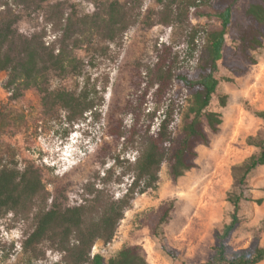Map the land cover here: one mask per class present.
Wrapping results in <instances>:
<instances>
[{
  "label": "rangeland",
  "instance_id": "rangeland-1",
  "mask_svg": "<svg viewBox=\"0 0 264 264\" xmlns=\"http://www.w3.org/2000/svg\"><path fill=\"white\" fill-rule=\"evenodd\" d=\"M252 1L238 0L234 5L219 60L220 83L207 108L222 113L219 131L214 133L203 118L211 141L197 146L196 166L185 175L174 179L169 161L162 164L157 186L135 196L114 239L96 243L95 252L107 260L131 245L142 246L150 264H204L213 253L217 234L233 212L228 200L235 182L233 167L257 151L248 137L264 130V120L256 114L264 110V46L255 51L258 62L246 64L245 71L234 74L229 68L238 59L236 33L244 26L246 7ZM188 2L47 0L39 8H27L9 0L0 7V14L18 16L15 28L23 37L45 41L56 52L77 58L75 73L52 71L46 86L51 91L80 93L88 84L96 105L93 113L88 111L70 122L61 107L47 109L36 88L15 98L4 87L8 73L0 72V115L5 120L0 132V167L35 165L50 194L49 207L85 203L90 197L85 186L105 188L115 198L122 197L134 178L138 148L147 135L157 132L164 112L172 113L173 139L183 124L188 90L175 79L156 101L151 74L163 51L171 52L175 74L195 70L209 19L196 18L194 8L187 9ZM113 5L136 18L123 35L116 34L115 41L106 31ZM167 16L170 22L165 24ZM211 20L216 22V18ZM222 94L228 95L226 106L220 103ZM135 113L140 115L138 129L143 139L125 143L108 134L110 125L120 122L129 129ZM171 202L167 221L160 223ZM240 213L242 222L231 238L232 246L264 245V165L249 174ZM34 226L32 216L25 219L12 212L0 216V264H53L61 259L48 243L40 246L39 258L25 252L23 240ZM164 246L178 251L179 257L169 255Z\"/></svg>",
  "mask_w": 264,
  "mask_h": 264
},
{
  "label": "trees",
  "instance_id": "trees-1",
  "mask_svg": "<svg viewBox=\"0 0 264 264\" xmlns=\"http://www.w3.org/2000/svg\"><path fill=\"white\" fill-rule=\"evenodd\" d=\"M15 1L27 8H39L47 0ZM237 1L189 0L186 4L187 9L194 8L196 18L209 19L196 68L193 72L175 74L171 66V52L163 51L158 54V61L151 74V85L156 86V101L161 100L175 79L188 90L189 105L183 124L177 138L173 139V116L167 110L164 112L157 132L147 135L144 145L138 148L134 178L122 197L115 198L105 188L85 186V192L90 196L85 199V203L72 207H49L50 194L35 165L27 164L24 169H20L17 164L0 167V216L12 212L25 219L31 216L34 219L35 226L22 243L26 253L39 258L40 246L48 243L61 254V259L53 264H150L140 245L125 246L108 260L99 251L93 254V248L98 241L109 243L114 239L125 211L131 207L135 196L157 186L165 161H169L170 174L174 179L196 166L197 146L208 145L211 141L203 118L214 133L219 131L223 123L222 113L208 111L207 108L220 83L217 75L219 60L226 46L232 10ZM8 4L9 0H0V7ZM116 6H112L106 26L109 38L113 41L119 33L123 35L136 20ZM213 18H216V22L211 20ZM18 19V16L8 12L0 14V72L8 73L4 87L15 98L27 89H38L43 96L44 106L47 109L61 107L67 112L70 122L82 118L88 111L93 113L96 107L94 91L88 84L80 93L51 91L46 86L52 71L75 73L78 68L77 58L66 56L62 50L56 52L57 48L46 45L45 41L23 37L15 28ZM163 22L168 24L170 17H165ZM194 30L198 32L197 27ZM236 38L238 59L231 62L229 68L234 74H239L245 71L246 64L258 62L255 51L264 46V0L248 4L245 24L237 31ZM219 100L222 106H226L228 95H220ZM256 114L264 120V110H257ZM139 120L140 115L135 113L129 129H125L120 122L118 125H110L108 134L116 140L123 138L125 143L130 139L139 140L144 136L138 129ZM4 121L0 115V132L4 129ZM248 143L255 146L257 151L233 167L235 182L228 194V200L233 206L231 219L217 234L218 243L204 264H257L264 260V245L235 249L231 244V238L242 222L241 203L245 198L249 174L264 165V130L250 135ZM172 208V202L164 208L160 223L167 221ZM164 248L169 255L179 257L178 251L166 246Z\"/></svg>",
  "mask_w": 264,
  "mask_h": 264
},
{
  "label": "built area",
  "instance_id": "built-area-1",
  "mask_svg": "<svg viewBox=\"0 0 264 264\" xmlns=\"http://www.w3.org/2000/svg\"><path fill=\"white\" fill-rule=\"evenodd\" d=\"M95 248H96V246H94V249H93V254H94V252H95Z\"/></svg>",
  "mask_w": 264,
  "mask_h": 264
}]
</instances>
